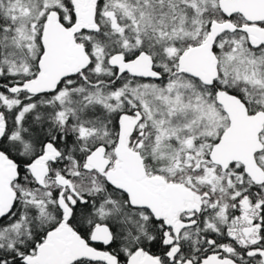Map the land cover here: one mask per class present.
<instances>
[{
  "label": "snow or ice",
  "instance_id": "1",
  "mask_svg": "<svg viewBox=\"0 0 264 264\" xmlns=\"http://www.w3.org/2000/svg\"><path fill=\"white\" fill-rule=\"evenodd\" d=\"M0 264H264V0H0Z\"/></svg>",
  "mask_w": 264,
  "mask_h": 264
}]
</instances>
